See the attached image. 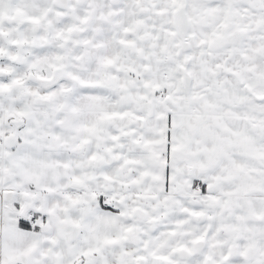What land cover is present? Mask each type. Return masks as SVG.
<instances>
[{
	"label": "snow or ice",
	"instance_id": "snow-or-ice-1",
	"mask_svg": "<svg viewBox=\"0 0 264 264\" xmlns=\"http://www.w3.org/2000/svg\"><path fill=\"white\" fill-rule=\"evenodd\" d=\"M0 264H264V0H0Z\"/></svg>",
	"mask_w": 264,
	"mask_h": 264
}]
</instances>
